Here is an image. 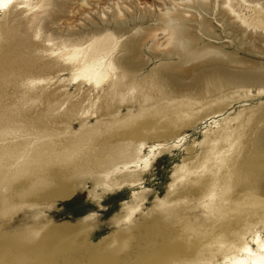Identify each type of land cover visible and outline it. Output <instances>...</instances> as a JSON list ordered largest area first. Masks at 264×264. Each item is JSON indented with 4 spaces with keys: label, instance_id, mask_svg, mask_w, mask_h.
Returning a JSON list of instances; mask_svg holds the SVG:
<instances>
[{
    "label": "bare ground",
    "instance_id": "1",
    "mask_svg": "<svg viewBox=\"0 0 264 264\" xmlns=\"http://www.w3.org/2000/svg\"><path fill=\"white\" fill-rule=\"evenodd\" d=\"M233 1L151 0V6L159 11L150 16L151 19L154 14L157 16L154 30L162 32L172 51L193 56L202 50L217 49L208 45L196 49L198 38L188 35L184 21H196L194 27L198 32L214 37L206 17L200 20L198 17L202 12L212 14L218 9V15L229 12L241 19ZM241 1L249 8L256 6L264 12V0ZM63 3L64 0H0V99H10L3 85L12 83L15 90L21 89L19 102L45 104L48 111L56 113L53 121L65 124L41 133L28 131L22 125L0 129L3 199L11 191L13 182L25 177H36L32 187L43 198L63 194L69 184L54 180L53 172L69 181L75 179L73 184L82 186L89 179L93 186L90 194L94 197H98V187L103 191L133 187L151 165L143 157L148 139L158 141L149 146L155 156L156 151L162 153L164 148L177 147L185 139L173 127L211 120L216 130L205 131L200 142L203 151L194 161L189 152L176 167L167 194L156 197L151 207L154 213L146 211L145 217H153L133 228L134 216L143 213L145 196L139 195L134 196L130 205H125L115 224L123 223L136 236L143 229L152 230L160 220L179 224L182 229L172 235L173 242H167L166 250L152 253L151 260L156 264L161 262L160 255L169 256L164 261L169 264H264V162L260 157L264 152V129L248 131L254 111L245 118L244 110L234 116L229 114L220 124L221 120L216 119L225 115L232 104L230 100H235L229 93L218 96L226 84L213 83L207 91L215 89L216 92L210 94L209 100L201 101L192 92L180 89L171 76L162 75L163 70L157 66L144 73L143 63L131 61L138 53L140 40L133 37L122 40L126 34L122 24L102 20L103 26L92 25L86 32H72L65 38L48 34L49 25L57 23V11L62 10ZM144 3L147 5L149 1ZM144 13L142 22L150 18L147 6ZM188 14L194 19H189ZM17 28L28 33L25 45L32 36L40 38L45 43L42 53L50 52L54 59L38 62L18 73L11 55L12 33ZM242 77L246 80L234 85L230 93L243 94L245 98L252 96L253 88L258 94L264 93V72H251ZM56 83L59 85L53 90L43 92ZM71 84H75L74 91L65 90ZM80 90H83L81 94ZM123 104L128 108L126 114H123ZM133 104L137 113L130 110ZM92 117L97 118L94 124L89 121ZM147 117L157 121L167 117L166 126L170 130L150 134V127L143 132L152 123V120L145 121ZM72 119H79L78 132L72 131ZM261 120L260 117L257 122ZM133 167L137 170L130 171ZM45 171L48 173L42 175H46L44 182L37 181L39 172ZM192 209H200L203 222L189 216L188 211ZM152 242L144 243L142 253L147 255L152 247H161L156 239Z\"/></svg>",
    "mask_w": 264,
    "mask_h": 264
},
{
    "label": "rangeland",
    "instance_id": "2",
    "mask_svg": "<svg viewBox=\"0 0 264 264\" xmlns=\"http://www.w3.org/2000/svg\"><path fill=\"white\" fill-rule=\"evenodd\" d=\"M144 1L64 0L62 10L57 11V23L49 25L50 33L48 34L53 33L56 37L65 38L69 33L85 31L92 25L103 26V21L122 24V29L126 31L122 40L129 37L140 40L136 49L138 53L136 57H132L131 61L143 63L144 73H148L157 66L163 70L162 75L171 76L180 89L192 92L200 97L201 101L209 100L210 94L216 92L215 89L211 92L207 91V88H212L213 83L224 82L226 86L221 87L218 96L229 93L235 97V100H230L232 104L227 113L216 120H221L229 114L234 116L241 110H244L243 118H245L250 111H254L248 131L264 129V93L258 94L256 88H253L252 96L247 98L243 97V94L240 96L237 93V95L230 93L234 85L246 80L242 77L245 74L264 72V12L256 6L249 8L241 0L233 1V6L241 19L247 22L246 24L229 12L225 15L224 13L218 15L220 13L218 9H214L212 14L202 12V16L198 18L200 20L203 16L206 17L212 26L211 32L214 37L198 32L194 27L196 21H184L189 30L188 35L198 38L196 49L204 45L217 49L202 50L192 56L172 51V47L166 44V38L162 32L154 30L155 24L158 23L155 20L157 16L154 14L151 19L150 15L158 12L159 9L151 6V0H147L149 1L147 5L143 4ZM146 6L149 12L147 15L150 18L142 22L141 16L145 14ZM192 12L198 13L195 10ZM186 16L191 20L194 19L189 14ZM221 16H223L222 20H220ZM12 34L11 55L18 73L31 69L38 62L54 59V55H50V52L42 53L45 43H42L40 38L32 36L25 45L24 40L28 39V33L17 28ZM42 55H50V57L42 58ZM57 85L59 84L56 83L43 92H49ZM74 85L71 84L65 90L73 92ZM3 86L10 99H0V129L22 125L28 131L41 133L65 126L64 123L53 121L56 113L52 114L48 111L45 104H23L17 100L18 95L21 94L18 91L21 89L15 90L12 83ZM78 92L81 94L83 90ZM92 93L96 94V91ZM123 105L122 109H125L123 114H126L128 108L125 104ZM130 110L137 113L136 105H131ZM260 117L262 120L257 122ZM145 119L149 122L152 120V123L147 129H143V132L148 131L150 127H152L150 134L170 130L166 126L167 117L158 121L150 117ZM89 121L90 124H94L97 118L92 117ZM154 121L157 122L154 123ZM210 121L207 123L197 121L187 126L173 127L175 131H180V135L185 136V139L177 147L164 148L162 153H160L161 150L156 151L155 156L149 148L155 141L148 139L143 151L144 155H142L148 158L151 165L145 170V176L141 177V182L138 181L133 187L123 186L111 191H103L101 187H98V197H94L90 194L93 186L89 179H86L82 186L80 183L73 184L75 179L69 181L60 173L53 172L54 180L57 179L69 185L63 194L43 198L34 193L38 191L32 187V180L36 177H31V180L25 177L18 182H13L11 191L7 193L8 199L6 197L4 200L0 193V264H83V262L84 264H105V262L106 264H156V261L151 260V256L155 252L159 254L160 250L163 251L167 242H173L172 235L182 229L179 224L173 225L160 220L152 230L143 229L142 233L136 236L132 234V229L127 230L123 223L116 225L115 219L122 213L125 205H130L134 196L139 195L145 196L143 213H136L133 228L153 217V215L145 217L148 214L146 211L154 213L151 207L156 197L163 198L167 194L176 167L182 164L189 152L193 155L194 161L203 151L204 147L200 142L203 140L205 131L216 130V125L210 124ZM221 123L224 121L221 120ZM236 124L237 122L233 125L236 126ZM71 126L73 132H78L79 119H72ZM248 156L250 153H247ZM260 157L264 162V152L260 154ZM134 170L137 169L134 167L130 169V171ZM47 173V171L39 172L37 181L44 182L46 175H42ZM55 184L53 181V185ZM188 213L189 216L201 219L203 222L200 209H192ZM229 219L234 220V217ZM259 230H262V227H259ZM154 239L161 247H152L147 255L142 253L144 243L146 241L153 243ZM167 257L169 256L160 255L161 262L157 264H169L164 262L168 260Z\"/></svg>",
    "mask_w": 264,
    "mask_h": 264
}]
</instances>
